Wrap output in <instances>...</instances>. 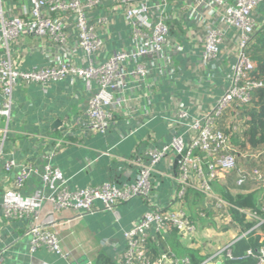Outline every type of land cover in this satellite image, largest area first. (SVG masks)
<instances>
[{"label": "built area", "instance_id": "obj_1", "mask_svg": "<svg viewBox=\"0 0 264 264\" xmlns=\"http://www.w3.org/2000/svg\"><path fill=\"white\" fill-rule=\"evenodd\" d=\"M119 14L125 25L124 32H118L123 44L114 46L116 32L112 27ZM261 30L264 0H0V162L7 172L18 170L13 179L15 189L24 188L32 177L49 186L55 175L53 158L68 141L48 136L49 146L41 165L19 163L8 155L10 148L6 145H12L8 124L14 90L19 85L37 83L45 89L65 79L84 81L91 90L86 107L90 131L107 133L119 123V114L126 123H134L133 132L158 114L171 130L168 141L157 144L158 140L151 138L143 153L131 158L138 167L133 181H107L76 190L62 186L32 194L24 201L4 199L0 206L3 217L29 223L26 232L32 251L46 248L68 258L60 236L49 228L57 225L55 217L51 213L46 219L41 217L43 204H50L55 211L71 208L76 213L74 219H81L95 211L96 200L114 212L118 203L142 197L146 210L122 232L124 245L104 239V247L117 252L126 264L148 263L147 238L167 234V222H172L179 233L194 238L196 225L181 206L174 205L188 186L212 196L210 181L216 169L237 167L241 152L218 121L225 109L249 103L251 91L264 87V81L252 74L255 62L249 57L250 45ZM39 52L44 64L21 67L25 57ZM184 68L193 78L183 80ZM177 83L194 92L188 103L172 92ZM163 87L170 99L159 109L152 99ZM200 87L206 92L203 98ZM2 118L6 126L1 125ZM262 153L264 148L243 155L259 157ZM171 156L176 157L175 169L179 171L173 174L175 191L170 206L165 207L152 200V177L158 165ZM205 160L208 173L203 167ZM239 171L244 172V168ZM248 176L263 177L259 169H253L250 175H241L237 183L242 184ZM219 204L227 202L220 200ZM227 217L225 212L216 219ZM2 242L0 236V264H4ZM227 255L237 259L230 249ZM256 255L247 249L244 258ZM256 257V264H264V243ZM154 264H190V259L163 252Z\"/></svg>", "mask_w": 264, "mask_h": 264}, {"label": "crops", "instance_id": "obj_2", "mask_svg": "<svg viewBox=\"0 0 264 264\" xmlns=\"http://www.w3.org/2000/svg\"><path fill=\"white\" fill-rule=\"evenodd\" d=\"M112 29L116 32L112 44L122 45L118 35V32L123 33L125 30L122 15L117 16V24ZM29 39L31 38L27 40ZM44 62L43 55L39 52L25 57L21 67L31 69ZM189 72H191L189 69L185 72L184 68L183 80L193 78L194 75H189ZM177 84L172 92H177L178 96L188 103L194 92L183 83ZM164 86L171 88L168 84ZM198 91L202 98L206 96L204 87H200ZM90 95L91 90L87 89L85 82L81 80L74 83L70 79L52 82L45 89L37 83L19 85L15 88L8 124L9 138L12 141V145H6L10 148L7 150L10 152L8 155L12 154L19 163L41 165L44 162V152L49 146L46 139L48 136L68 141L53 158L55 175L49 186H45L39 177H32L24 188L17 190L14 188L13 179L18 170L7 172L0 162V206L4 199L24 201L32 194L51 192L62 186L76 190L107 181L117 184L133 181L138 172V167L131 160L134 154H142L151 138L158 140L157 144L170 139L171 130L167 127L162 114L150 119L135 132L134 123H126L122 114L118 115L119 123L107 133L90 131L86 115ZM169 97L170 94L163 87L152 101L162 109L168 104ZM58 119L62 123L53 126ZM6 124V119L2 118L1 125ZM169 159L158 165L152 177L154 183L152 200L165 207L170 206V197L175 191L173 174L176 157L171 156ZM94 205L95 211L81 219H74L76 213L71 208L55 211L50 204L42 206L43 219L51 214L55 217L57 225H49V228L60 236L64 250L69 253L68 258L59 257L46 248L32 251L31 239L26 232L29 223L23 220H7L0 210L4 264H88L89 261L95 262L100 251L108 250L116 254L113 249L102 245L103 240H117L124 245L122 232L131 227L132 223L145 212L146 203L142 197H135L118 203L114 212L106 210L100 200H96ZM177 205L180 206L181 203L174 207H178ZM183 205L194 216L197 234L194 238L182 234L178 236V240H173L177 255L182 256L188 250H192L203 258L199 264H229L226 260L227 251L231 243L241 235L239 226L230 222L231 215L227 212L229 217L226 220L222 218L219 219L221 221L215 220L214 214L203 213L204 205L201 199L192 193L188 195ZM214 222L222 223L224 226L219 230L220 236H215ZM224 229L229 233L226 237Z\"/></svg>", "mask_w": 264, "mask_h": 264}, {"label": "trees", "instance_id": "obj_3", "mask_svg": "<svg viewBox=\"0 0 264 264\" xmlns=\"http://www.w3.org/2000/svg\"><path fill=\"white\" fill-rule=\"evenodd\" d=\"M249 57L255 62L252 74L264 81V30L258 32L253 39L249 48ZM251 92L249 103H236L233 105L234 108L225 109L218 121L219 127L230 135L232 143L241 152L237 157V167L229 171L216 169V175L210 181L212 196L207 197V194L198 188L188 186L185 195L178 201L196 227L194 216L183 205L191 193L201 199L204 205L203 213L209 212L220 216L228 212L231 215L230 222L239 226L241 235L230 245L231 252L237 259L227 255L226 260L229 264H256L258 260L256 256L264 243V153L259 157L243 155L264 148V87L253 89ZM203 167L208 173L207 160L203 162ZM240 168H244V172L239 171ZM253 169L262 172V179L248 176L242 184L237 183L241 175H250ZM175 170L179 171V169ZM220 200L227 202V205H220ZM167 225V234L158 233L156 239L147 238L145 248L148 263L136 261L135 264H154L163 252L176 253L172 242L178 240V236L182 234L172 222H167ZM247 249L254 250L257 255L244 258ZM182 256L189 257L190 264H199L203 261V258L192 250H188ZM95 263L126 264L118 253L113 254L108 250L100 251Z\"/></svg>", "mask_w": 264, "mask_h": 264}, {"label": "rangeland", "instance_id": "obj_4", "mask_svg": "<svg viewBox=\"0 0 264 264\" xmlns=\"http://www.w3.org/2000/svg\"><path fill=\"white\" fill-rule=\"evenodd\" d=\"M214 217H215V220H218V219H216L217 216L214 215ZM219 221H221V220H219ZM213 226H214L215 236H220L218 233H220L221 231H219V230H221V227H224V226H222V223L220 224V223H215L214 222V225ZM226 231H227V229H224V231H223V232H225V234H224L225 237L229 235V233L226 232Z\"/></svg>", "mask_w": 264, "mask_h": 264}, {"label": "water", "instance_id": "obj_5", "mask_svg": "<svg viewBox=\"0 0 264 264\" xmlns=\"http://www.w3.org/2000/svg\"><path fill=\"white\" fill-rule=\"evenodd\" d=\"M61 123H62V121L58 119V120H56V121L54 122L53 126H54V125H55V126H56V125H59V124H61ZM173 131H174V130H173ZM179 158H180V156L177 157V159H179Z\"/></svg>", "mask_w": 264, "mask_h": 264}]
</instances>
